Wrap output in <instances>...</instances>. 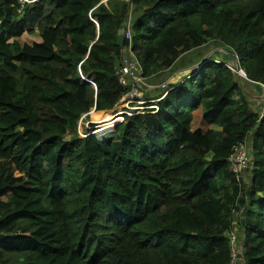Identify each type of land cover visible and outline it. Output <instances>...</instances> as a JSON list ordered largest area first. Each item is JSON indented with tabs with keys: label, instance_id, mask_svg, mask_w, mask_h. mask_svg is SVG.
Wrapping results in <instances>:
<instances>
[{
	"label": "trees",
	"instance_id": "16d2710c",
	"mask_svg": "<svg viewBox=\"0 0 264 264\" xmlns=\"http://www.w3.org/2000/svg\"><path fill=\"white\" fill-rule=\"evenodd\" d=\"M213 40L263 88L264 0H0V264H264L262 101L226 62L79 133L143 86L120 81L125 47L148 81Z\"/></svg>",
	"mask_w": 264,
	"mask_h": 264
},
{
	"label": "rangeland",
	"instance_id": "374dc122",
	"mask_svg": "<svg viewBox=\"0 0 264 264\" xmlns=\"http://www.w3.org/2000/svg\"><path fill=\"white\" fill-rule=\"evenodd\" d=\"M109 0H104V3H107ZM122 1H126V0H122ZM129 1V0H127ZM40 40V37L38 35V33H25L23 36H21L18 41L19 42H22V43H26V44H32L34 42H38ZM196 54L197 55H200L201 56V60L199 58L196 57L195 54H192L191 56L194 57V59H198L199 61H197L196 64H193V65H188V66H182L181 63L185 60H183L184 56L182 57V59L176 63L173 68L176 70L172 71V72H168V71H165V74L161 76H156L154 77L153 79H150L148 80V83L150 85L147 84V81H146V84H147V89H143L142 91H138L136 90V93L135 94L136 96L134 97H131V94L134 92H130V93H127L126 95L123 96V98L121 99V101L117 104V106L114 108V109H111L109 112H106L107 114L104 115V116H101V118H99L97 116V114H100V113H104V111H101V112H95V108L92 109L90 111V113L88 114V116L86 117L83 116V120L80 122V134L81 136L84 135V130L85 129H88V127L92 124H95V128H97V126H100V125H103V123L107 124V125H111V127L114 125H116L117 123L113 122V121H116L117 122H121L120 118H119V112L121 111V109L123 110V112H127L125 111L128 110L130 111L133 110V109H137L138 111H144L145 108V103H146V94L148 93L147 90L149 89H155L156 93L161 94L162 92H164V89L162 87V85L165 83H170V82H175L177 80L181 81L183 79H185V72H187L189 69H192L193 67L195 66H200L203 64V59L207 60L208 57L210 58H214V59H218L219 61L221 62H226L228 63L227 65L229 67H235L233 65H230V64H233L230 60L227 61L226 58H227V55H228V51L226 50V46H221L219 45L216 41H210L208 44L202 46L201 48L197 49L196 51ZM186 58V57H185ZM192 58V57H191ZM232 61L236 62V59L235 58H231ZM230 69V68H229ZM235 70V68H232ZM182 76V78L180 79V77ZM169 78V79H168ZM239 78H241L239 80V83L241 85V87L244 89V91L247 93L248 96H250V98H253L252 95L250 94H253V96H260V97H263V91L260 87V85L258 84H253V83H249L245 78L239 76ZM178 81V82H179ZM153 86V87H152ZM168 92H166V89H165V95L167 94ZM152 98H155L154 96ZM151 100H154V99H151ZM151 100L149 102H151ZM260 101V100H259ZM156 103H153L151 106H148V108H151L155 105ZM252 107V106H251ZM253 108V107H252ZM258 110L260 112L261 110V107H258ZM123 114V113H122ZM122 119V118H121ZM203 122L202 120V111H198L195 115V123L196 125H198L200 122ZM202 122H201V126L200 128H204V126L202 125ZM204 123V122H203ZM209 125L206 124V127H208ZM95 128H93L95 130ZM110 128V127H109ZM193 129H195L194 125H193ZM197 129V128H196ZM96 131V130H95ZM249 152H243L245 153L246 157H245V160L243 162H240L238 157H235L233 159V163H231L232 165V168L234 167V163H238V164H241L242 165V169L240 170V172L243 170V169H248V168H251V162H252V158H254V152H253V143H252V140H250L249 142ZM236 164V167H240V165ZM243 180L245 183L248 182V173L245 171L243 173ZM236 216H238L237 213H235ZM234 239V238H233ZM242 250V246H240L239 248L237 247L236 249L233 248V255L236 256V260H235V264H242V258H239L238 257V254H239V251Z\"/></svg>",
	"mask_w": 264,
	"mask_h": 264
},
{
	"label": "built area",
	"instance_id": "2783aa9c",
	"mask_svg": "<svg viewBox=\"0 0 264 264\" xmlns=\"http://www.w3.org/2000/svg\"><path fill=\"white\" fill-rule=\"evenodd\" d=\"M18 1L21 5H24V4L34 3L37 0H18ZM93 21L96 23V21L94 19H93ZM127 33H128V35H127ZM130 35H131L130 31L128 30L126 32V37L128 39H130ZM230 68L232 69L233 67H230ZM232 70L234 72H236L237 74H241V75L244 74L243 70H241L239 68H235V70L234 69H232ZM142 75H143L142 64H141L140 60L138 59V57L133 52L131 45H129L128 47H125L123 50V56L121 59V69H120V81H121V83L126 85L127 84L126 77H128L131 79L132 84H137L138 86L145 85L144 79H142ZM262 87L264 88V84H262ZM132 91H134V92L131 94V97L136 96L135 95V94H137L136 89H133ZM247 150H248V147H246V145L244 143L239 145V147L236 149L235 152H239L238 159L240 162H243L245 160L246 155L243 152H247ZM236 164H238V163H234L233 170L235 172H238L242 169V165L238 164V165H240V167L237 168Z\"/></svg>",
	"mask_w": 264,
	"mask_h": 264
},
{
	"label": "clouds",
	"instance_id": "9594fccd",
	"mask_svg": "<svg viewBox=\"0 0 264 264\" xmlns=\"http://www.w3.org/2000/svg\"><path fill=\"white\" fill-rule=\"evenodd\" d=\"M39 0H37L36 2H38ZM36 2H34V3H36ZM34 3H29V4H34ZM131 19V14L128 16V18L125 20V22H126V24H128V21ZM126 34V33H125ZM136 55V54H135ZM139 59V58H138ZM207 59H209V60H213L214 62H221V61H219L218 59H214V58H210V57H208ZM236 59V62H234V61H231L233 64H230V65H233V66H235V67H233V68H239V69H241V70H243V75H241V74H237L236 72H234L227 64L228 63H226V66L228 67V68H230L234 73H236L237 74V76L239 77V76H241V77H243V78H245L248 82H250L249 80H248V78H247V75H246V73H245V71H244V69L241 67V65H240V63H239V61H238V59L237 58H235ZM205 61V59H203V62ZM141 62V61H140ZM141 64H142V62H141ZM143 67V66H142ZM199 66H195V67H193L192 69H189L187 72H185L184 74H185V79H183V80H181V81H179V80H177V81H175V82H170V83H166V85H165V83L162 85V87H163V89H164V92H162V94L160 95V96H158L156 99H154V100H151V103H155L156 101H158V100H161V99H163L168 93H169V91L173 88V86L171 87L170 86V84H181L182 82H184L185 80H187V79H189L190 78V75L191 74H193L195 71H196V69L198 68ZM143 72H144V70H143ZM142 79H144L143 77H142ZM181 79V78H180ZM179 81V82H178ZM144 83H145V85H143L142 87H141V89H137V88H134V89H136V90H138V91H142L143 89H147V84H146V80L144 79ZM147 83H148V81H147ZM170 86V87H169ZM261 86H262V84H261ZM165 89H166V92H168L166 95H165ZM263 89V97H261V101H262V106H261V108L263 109V112H264V88H262ZM133 90V89H132ZM132 90H130L128 93H130ZM143 108H145V107H143ZM151 108H157V106L156 105H154L153 107H151ZM158 110V109H157ZM108 111H110V110H106V111H104V112H108ZM262 112V113H263ZM124 114H125V112L123 113V114H121V115H118L119 116V118L120 117H122V119H120L121 120V122L123 121V116H124ZM85 116V115H84ZM116 123H120V122H117V120L115 121ZM93 128H95V126L93 127ZM96 129V128H95ZM112 129H114V127H112L110 130H112ZM92 133L94 134V135H96L97 136V132H95V130L94 129H92ZM80 133V132H79ZM81 135V134H80ZM85 136V134L82 136V137H84ZM247 152H249V149L247 150ZM252 160H253V158H252ZM230 162L231 163H233V160L231 159L230 160ZM252 166V165H251ZM231 167H232V165H231ZM233 169V168H232ZM249 169H251V168H249ZM243 179V178H242ZM235 260H236V256H233V260H232V264H235L234 262H235Z\"/></svg>",
	"mask_w": 264,
	"mask_h": 264
},
{
	"label": "crops",
	"instance_id": "0c3cea01",
	"mask_svg": "<svg viewBox=\"0 0 264 264\" xmlns=\"http://www.w3.org/2000/svg\"><path fill=\"white\" fill-rule=\"evenodd\" d=\"M193 60L192 61H190V62H188L187 64H189V65H193V64H196L197 63V61H199L198 59H194V58H192ZM186 66V65H185ZM163 74H165V73H163ZM162 74V75H163ZM162 75H161V77H162ZM180 78H182V76L180 77ZM169 79V78H168ZM148 85H150L149 83H147ZM153 87V86H152ZM148 91V95L149 96H151V97H153V96H157L158 95V93H156V91H155V89H149V90H147ZM259 100H261V97H260V99ZM122 110V109H121ZM109 112V111H108ZM122 112H123V110H122ZM122 112L120 111L119 112V115H121L122 114ZM104 113H106V112H104ZM99 118H101V117H99ZM122 117H120V119H121ZM112 125V124H111ZM111 125H107V124H105V123H103V125H100L101 127H99V126H97V128L95 129L96 131L95 132H98V131H101V130H105V129H110L111 128ZM110 127V128H109Z\"/></svg>",
	"mask_w": 264,
	"mask_h": 264
},
{
	"label": "bare ground",
	"instance_id": "6f19581e",
	"mask_svg": "<svg viewBox=\"0 0 264 264\" xmlns=\"http://www.w3.org/2000/svg\"><path fill=\"white\" fill-rule=\"evenodd\" d=\"M121 112H122V110H121ZM122 113H124V112H122ZM114 123H115V121H113Z\"/></svg>",
	"mask_w": 264,
	"mask_h": 264
}]
</instances>
